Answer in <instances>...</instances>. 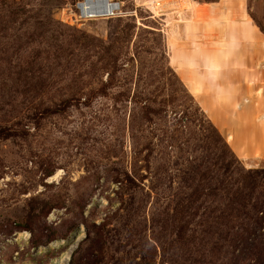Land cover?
Masks as SVG:
<instances>
[{
    "label": "rangeland",
    "instance_id": "1",
    "mask_svg": "<svg viewBox=\"0 0 264 264\" xmlns=\"http://www.w3.org/2000/svg\"><path fill=\"white\" fill-rule=\"evenodd\" d=\"M77 1L0 0V264L74 245L67 264H264L200 239L197 215L176 234L192 168L212 166L207 118L264 168V0H119L101 19ZM146 105L162 113L143 119Z\"/></svg>",
    "mask_w": 264,
    "mask_h": 264
},
{
    "label": "trees",
    "instance_id": "2",
    "mask_svg": "<svg viewBox=\"0 0 264 264\" xmlns=\"http://www.w3.org/2000/svg\"><path fill=\"white\" fill-rule=\"evenodd\" d=\"M205 1L216 2L217 0ZM258 27L262 30L260 24ZM199 107L200 105L197 103L194 111L200 109ZM142 109V118L148 121L153 120L151 115H160L163 110L162 108H154L149 105L143 106ZM202 113L204 112L202 111ZM184 117L187 119V115H184L179 120H185L183 119ZM207 119L209 124L205 134L197 138L202 143V153L199 158H206L202 161L211 162L212 166H206L203 171H200L199 164L198 167L192 168V173L187 178L188 185H192L193 181H196V183H194L191 192L186 194V203L182 204L178 210L182 214V220L185 225L180 226L176 233L177 238L179 240L185 239L187 225L189 222L192 223L197 215L198 225H203L200 231V239L207 238V235L213 236V234H216L218 238L229 241L233 248H236L239 242L241 243V248L238 251V257L243 261L247 260L249 263V260L252 259L251 253L264 255V246L261 249H255L253 243L250 244L248 242V240H254L259 235L264 241V231H262L264 226V168L246 169L223 137L221 131L210 118ZM199 121L203 122L204 118H200ZM164 136L166 137V135ZM169 138L170 145H174L171 134ZM175 146L179 149L183 148L181 143L175 144ZM196 149L197 147L192 150L193 153H195ZM48 175H51V173ZM210 200L221 204L225 202V204H223L221 210L219 204L212 208L208 207V210H206L204 203ZM197 201L200 204L193 206L194 210H192V204ZM202 206L203 210H205L199 213L198 210ZM47 212H49V209ZM221 225L227 226V229H215ZM236 226L241 227L240 229H234ZM95 235L98 236L99 234L95 233ZM89 236L90 232L88 231L87 238ZM51 239L52 236L48 235L47 240ZM72 259L69 264L72 263ZM250 264L254 263L251 262Z\"/></svg>",
    "mask_w": 264,
    "mask_h": 264
},
{
    "label": "built area",
    "instance_id": "3",
    "mask_svg": "<svg viewBox=\"0 0 264 264\" xmlns=\"http://www.w3.org/2000/svg\"><path fill=\"white\" fill-rule=\"evenodd\" d=\"M99 4L104 5V8H97ZM75 7L79 19L113 18L123 13V6L119 0H80L76 2Z\"/></svg>",
    "mask_w": 264,
    "mask_h": 264
},
{
    "label": "bare ground",
    "instance_id": "4",
    "mask_svg": "<svg viewBox=\"0 0 264 264\" xmlns=\"http://www.w3.org/2000/svg\"><path fill=\"white\" fill-rule=\"evenodd\" d=\"M97 8L103 9L104 5H97ZM61 172V171H60ZM55 176V175H54ZM75 246V245H74ZM74 246H71L69 249H67L60 257L54 260V264H67L71 257V251L73 250Z\"/></svg>",
    "mask_w": 264,
    "mask_h": 264
},
{
    "label": "water",
    "instance_id": "5",
    "mask_svg": "<svg viewBox=\"0 0 264 264\" xmlns=\"http://www.w3.org/2000/svg\"><path fill=\"white\" fill-rule=\"evenodd\" d=\"M73 251V250H72ZM72 251H71V253H72Z\"/></svg>",
    "mask_w": 264,
    "mask_h": 264
}]
</instances>
